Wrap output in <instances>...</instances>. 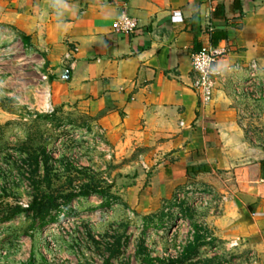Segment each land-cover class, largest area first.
Segmentation results:
<instances>
[{
  "label": "crops",
  "instance_id": "0c3cea01",
  "mask_svg": "<svg viewBox=\"0 0 264 264\" xmlns=\"http://www.w3.org/2000/svg\"><path fill=\"white\" fill-rule=\"evenodd\" d=\"M0 5L3 19L44 54L52 108L85 110L118 153H148L143 167H156L135 178L129 188L133 203L168 199L191 180L224 185L234 236L242 238L251 264H264V146L252 139L220 89L210 105L200 106L191 59L206 48H225L221 67L247 70L255 63L264 75V0ZM124 13L139 21L137 33L113 32Z\"/></svg>",
  "mask_w": 264,
  "mask_h": 264
},
{
  "label": "rangeland",
  "instance_id": "374dc122",
  "mask_svg": "<svg viewBox=\"0 0 264 264\" xmlns=\"http://www.w3.org/2000/svg\"><path fill=\"white\" fill-rule=\"evenodd\" d=\"M3 16L0 5V264H251L230 245L241 237L224 185L191 180L133 203L135 178L156 167H143L148 153H118L85 110L53 109L44 54ZM216 66L215 90L264 146V75Z\"/></svg>",
  "mask_w": 264,
  "mask_h": 264
},
{
  "label": "built area",
  "instance_id": "2783aa9c",
  "mask_svg": "<svg viewBox=\"0 0 264 264\" xmlns=\"http://www.w3.org/2000/svg\"><path fill=\"white\" fill-rule=\"evenodd\" d=\"M139 29L140 23L137 18L124 13L115 20L112 30L116 34L128 36L137 33ZM77 50V48L74 49V51ZM72 53L73 51L69 52L67 58H70ZM225 53V48L211 47L193 53L191 56L194 72L193 89L199 97V104L202 108H206L214 99L217 80L224 75L223 69L216 65ZM249 70L253 81L262 79L259 77V70L255 63L249 65ZM241 242L242 239L237 238L230 245L237 247Z\"/></svg>",
  "mask_w": 264,
  "mask_h": 264
},
{
  "label": "trees",
  "instance_id": "16d2710c",
  "mask_svg": "<svg viewBox=\"0 0 264 264\" xmlns=\"http://www.w3.org/2000/svg\"><path fill=\"white\" fill-rule=\"evenodd\" d=\"M28 40H29V38H28ZM44 199H47V201L44 203V202L42 201L43 198L41 199V202L43 203V204H41L42 207H44V206L47 207L48 204H50V206H48V208H46L47 210L49 209V207H52V208L56 207L55 200L53 199V197H52L50 194L47 195V196H44ZM36 203L38 204V202H36ZM8 218H10V217H8ZM8 218H7V219H8Z\"/></svg>",
  "mask_w": 264,
  "mask_h": 264
}]
</instances>
